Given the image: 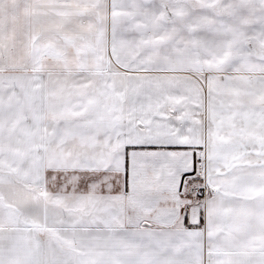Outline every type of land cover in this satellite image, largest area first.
Listing matches in <instances>:
<instances>
[{"label":"snow or ice","instance_id":"obj_1","mask_svg":"<svg viewBox=\"0 0 264 264\" xmlns=\"http://www.w3.org/2000/svg\"><path fill=\"white\" fill-rule=\"evenodd\" d=\"M0 264H264V0H0Z\"/></svg>","mask_w":264,"mask_h":264},{"label":"crops","instance_id":"obj_2","mask_svg":"<svg viewBox=\"0 0 264 264\" xmlns=\"http://www.w3.org/2000/svg\"><path fill=\"white\" fill-rule=\"evenodd\" d=\"M205 92H206V88H205ZM140 150H147V151H158V150H163V149H157V148H155V147H148V148H146V149H140ZM167 150H175V149H172V148H169V149H167Z\"/></svg>","mask_w":264,"mask_h":264}]
</instances>
